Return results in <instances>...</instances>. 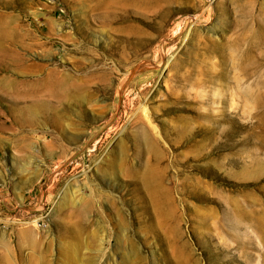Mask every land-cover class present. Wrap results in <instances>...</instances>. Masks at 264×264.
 <instances>
[{"label": "rangeland", "instance_id": "1", "mask_svg": "<svg viewBox=\"0 0 264 264\" xmlns=\"http://www.w3.org/2000/svg\"><path fill=\"white\" fill-rule=\"evenodd\" d=\"M0 264H264V0H0Z\"/></svg>", "mask_w": 264, "mask_h": 264}, {"label": "bare ground", "instance_id": "2", "mask_svg": "<svg viewBox=\"0 0 264 264\" xmlns=\"http://www.w3.org/2000/svg\"><path fill=\"white\" fill-rule=\"evenodd\" d=\"M145 65V64H144ZM147 66V65H146ZM142 67V66H141ZM149 67V66H148ZM145 73H143V75H144ZM130 75V74H129Z\"/></svg>", "mask_w": 264, "mask_h": 264}]
</instances>
